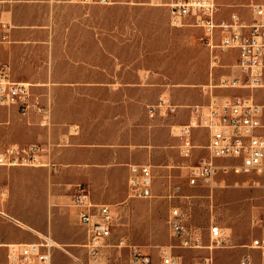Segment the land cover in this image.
Returning <instances> with one entry per match:
<instances>
[{"label":"rangeland","instance_id":"rangeland-1","mask_svg":"<svg viewBox=\"0 0 264 264\" xmlns=\"http://www.w3.org/2000/svg\"><path fill=\"white\" fill-rule=\"evenodd\" d=\"M172 2L13 0L4 12L14 31L12 42L0 43V65L7 61L26 75L13 72L14 79L33 83L32 90L50 110L51 121L42 125L37 113L28 118L16 105L11 114L8 107H0V121H9L1 127L0 144H43L51 139L61 143L57 145L60 160H69L75 152L65 149L70 145H63L68 141L63 133L67 127L73 132L79 126L81 140L127 149L132 162L152 166L154 196L135 198L124 191L126 164H115L109 175L96 165L98 196L92 192V199L111 204L116 214L113 234L102 249L107 264H131V245L149 252L152 264H160L159 249L167 244L175 245L174 252L188 263L210 255L208 248L178 245L168 223L173 205L184 210L190 224L202 228L206 244L211 243V223L224 228L226 243L213 249V264H236L254 237L264 240V169L236 170L231 166L237 162L227 159L222 163L230 167L216 174L213 188L189 183L188 166L208 154L203 144L209 138L205 128H194L191 157L180 154L177 133L179 124L190 120L189 105L252 91L215 86L223 75L235 72L237 50L224 51L215 62L197 27L171 25ZM217 2L219 20L230 19L236 11L247 22L253 20L252 4H264V0ZM44 72L46 79L39 76ZM45 81L51 90L44 89ZM258 90L255 94L264 102V88ZM161 98L178 105L177 112L151 117L148 106ZM50 125L59 129L50 131ZM62 167L66 172L47 166L3 167L0 208L51 236L56 242L53 264H74L71 254L85 256L87 232L76 208L71 209L72 195L76 183L89 190L91 186L86 181L67 185L80 173L71 163ZM254 217L260 224H253ZM11 235L39 240L32 229L0 215V264H5L4 242ZM121 239L125 244L120 245Z\"/></svg>","mask_w":264,"mask_h":264},{"label":"built area","instance_id":"built-area-1","mask_svg":"<svg viewBox=\"0 0 264 264\" xmlns=\"http://www.w3.org/2000/svg\"><path fill=\"white\" fill-rule=\"evenodd\" d=\"M13 0H0V43L12 42V23L6 21L4 12L6 4ZM78 2H101L112 4L117 0H69ZM221 8L216 0H173L170 7V23L173 26H195L200 30L199 38L209 49L215 62L220 54L230 49L238 51L237 68L240 75H223L215 86L247 88L250 94H236L212 99L208 103L189 105L191 118L181 126L177 133L180 139L179 152L191 157L195 144L192 140L194 128L203 127L208 131V154L201 157L198 163L189 165V183L193 186H215L214 180L220 170H226L223 160L234 159L237 163L231 167L239 169H264V102H260L255 92L264 88V4L253 3L251 6L253 20L247 22L234 11L230 19H218ZM29 81L16 80L8 63L0 65V106H17L23 115L37 113L41 124L50 123V110L41 101L40 95L34 93ZM213 86V85H212ZM208 91L209 86L204 87ZM178 105L161 98L150 104L148 112L151 117L167 116L176 112ZM4 122H0L1 125ZM79 126L75 127L78 131ZM48 146L40 143L0 144V170L11 166H47L53 169L57 164L50 155ZM48 157H45V156ZM154 172L150 164H129L128 196L151 198L153 192ZM72 206L77 209L80 224L87 232L83 244L85 256L71 254L74 264H107L102 249L109 244L116 219L112 205L96 202L90 190L76 185L72 195ZM0 215L21 226L19 219L0 209ZM170 233L185 249L208 248L210 255L201 262L188 263L181 254L174 252L172 244L159 249L160 264H213V249L224 246L226 232L218 223H211L209 228L210 244L204 241L202 228L190 224L184 210L173 205L168 218ZM253 224H260V219L253 218ZM39 240L12 241L5 243V264H53L56 242L51 236L40 233ZM125 239L120 240V245ZM236 264H264V240L254 237L247 245ZM131 264H152V255L139 245L130 246Z\"/></svg>","mask_w":264,"mask_h":264},{"label":"crops","instance_id":"crops-1","mask_svg":"<svg viewBox=\"0 0 264 264\" xmlns=\"http://www.w3.org/2000/svg\"><path fill=\"white\" fill-rule=\"evenodd\" d=\"M13 31L11 30L12 41H13ZM3 44H7V43H3ZM235 52H236L237 59H236V63L233 66H234V68L236 70L232 74V76L240 75V71L237 68L238 51H235ZM4 60H8V58H5ZM6 62H4V63H6ZM7 63L11 66L12 75H14L13 72H15L17 74H20L21 77H23V78L26 77V75H22L23 74L22 71H20L16 67L13 68L12 64H10L9 62H7ZM46 74H47V72H44V74H40L39 73V76L40 77L44 76L45 79H46L47 78V75ZM27 76L30 77V75H27ZM44 84L46 85V87H44L45 90H48V89L51 90V88H52L51 86H48L47 87V81H45ZM85 84L86 85H89L90 82L89 81H86ZM102 84L104 86L105 85H110V82H103ZM258 91H260V90H257V92ZM0 107H5V106H0ZM10 109H11V107H8L9 114H11V110ZM176 112H177V110H176ZM171 114H173V113H171ZM34 115L35 114L33 112V113H30L29 115H26L25 117L31 118ZM190 115H191V111H190ZM0 122H4L3 124H7L9 121H0ZM188 122H186V123H188ZM183 124H185V123H182V124H179V125L182 126ZM2 125H1V127H2ZM48 129L50 131L51 130H58L59 127L58 126H55V125L52 127L50 125V126H48ZM80 133H81V130L80 129L78 131H73L72 132L71 126H70V128L67 127L66 130H64L63 137H64V139L66 137V139L68 141H67V143H63V145H65V146L66 145H70V147H66L65 149H67V150H74V152H75V155H72L69 158V160H60V158H59V156H60V149L58 148L57 145L60 146L61 143H55V142L51 141V139H47V140L43 141V145L49 147V150L51 152L50 155L52 156V159L57 164V168L54 169V170L58 171L60 169L61 173L66 172L67 169H65L64 167L61 168V166L68 165V163H71L73 165V169L77 173H80V175H76L74 178H72L71 179V182L68 183L67 185L74 184V182H78V181H86V182H89L90 183V186H91V190H90L91 196H92V192H93V196L94 197H97L98 194H96L95 183H94V181L96 180V178H95L96 170H98V169H96V165L97 166H101L102 167L101 170L103 172H105L107 175H109V174H111L112 169H113V166L115 164H120V163L126 164L127 165V168H126L127 183H125V186L126 187H125L124 191L126 189L128 191L129 164H131V163H139V162H132L133 157L130 156V155H128L127 149H124V148L111 149L110 146H106L105 147L104 144H102V145L101 144H97L94 139H92L91 141H83V140H81V137L79 136ZM208 144H209V138H208V142L206 144H203V145L208 149V147H207ZM58 149H59V151H58ZM45 157H48V156L46 155ZM145 164H149V163H145ZM78 184L79 183H76L75 184V188H76V185H78ZM153 185H154V183H153ZM153 192H154V189H153ZM105 196L106 197H110L111 194H105ZM71 209H75V207H73L72 204H71ZM1 210L3 212H5V213L9 214L5 210H3V209H1ZM20 221H21V223H22L23 226H26V227H28L30 229H35L29 223H27V222H25L23 220H20ZM37 231H40V230H37ZM31 240H35V239H22L19 236H13V235H11V236H8L7 237V240L6 241L12 242V241H31ZM8 242H4V244L5 243H8Z\"/></svg>","mask_w":264,"mask_h":264},{"label":"bare ground","instance_id":"bare-ground-1","mask_svg":"<svg viewBox=\"0 0 264 264\" xmlns=\"http://www.w3.org/2000/svg\"><path fill=\"white\" fill-rule=\"evenodd\" d=\"M40 232V231H39ZM40 233H42V232H40Z\"/></svg>","mask_w":264,"mask_h":264}]
</instances>
